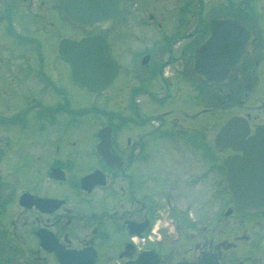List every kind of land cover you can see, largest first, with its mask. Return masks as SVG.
I'll return each mask as SVG.
<instances>
[{
    "label": "flooded vegetation",
    "instance_id": "obj_1",
    "mask_svg": "<svg viewBox=\"0 0 264 264\" xmlns=\"http://www.w3.org/2000/svg\"><path fill=\"white\" fill-rule=\"evenodd\" d=\"M134 1L126 0L121 22L101 31L115 30L107 37L119 71L100 105L89 107L74 97L70 64L59 54L62 40L87 33L68 23L57 0H0V264H264V213L239 211L226 184L224 162L241 153L218 151L216 134L201 132L194 49L205 9L200 0L177 4L171 32L150 14L149 24L180 33L183 44L167 43L165 58L153 57L161 46L143 49L123 68L116 55L132 32L120 26ZM249 1L253 10L243 15ZM243 2L237 14L232 0L213 10L240 15L252 33L241 67L256 96L246 95L245 111L231 117H245L253 135L264 124V0ZM90 115L98 120L92 139L84 131ZM103 130L109 162L99 154ZM202 137L208 155L198 151ZM54 169L66 181L54 180ZM93 173L103 183L84 190L81 179ZM72 175L69 190L56 188Z\"/></svg>",
    "mask_w": 264,
    "mask_h": 264
},
{
    "label": "water",
    "instance_id": "obj_2",
    "mask_svg": "<svg viewBox=\"0 0 264 264\" xmlns=\"http://www.w3.org/2000/svg\"><path fill=\"white\" fill-rule=\"evenodd\" d=\"M125 0H58L67 20L86 32L108 27L122 19ZM252 33L232 18H216L210 24V35L195 51L194 72L207 86L223 84L240 67L251 49ZM60 54L66 58L75 81L91 93H102L114 81L118 66L103 35L85 37L80 41L63 40ZM101 131L99 154L111 161L110 137ZM215 144L220 151L230 148L242 152L225 160L226 184L236 208L248 214L264 213V124L255 134L243 117L231 118L219 131ZM52 178L65 181L60 169ZM103 183L98 173L81 180L85 190ZM179 264H218L215 260L183 261Z\"/></svg>",
    "mask_w": 264,
    "mask_h": 264
},
{
    "label": "rangeland",
    "instance_id": "obj_3",
    "mask_svg": "<svg viewBox=\"0 0 264 264\" xmlns=\"http://www.w3.org/2000/svg\"><path fill=\"white\" fill-rule=\"evenodd\" d=\"M201 1L202 3L205 2L207 6L206 10L204 11L205 13H203L202 15V19H203L202 27H206L211 22V20H213L214 15H219V14L224 15L226 13V12H220L218 10H213L214 9L213 4L216 3L218 0H201ZM233 1H234V4L237 5L238 9L241 10L242 0H233ZM180 2L190 5L192 2H194V0H148V1L135 0L133 2L134 9H132L131 15L128 14L125 23L124 24L122 23V25L120 26L121 30L123 31V34L124 33L130 34V32H132L131 37L130 35H128V37H124V39L121 40V43L119 44L120 48L118 49L119 54L116 55V57L119 56L118 62L122 65L123 68H127L130 65V60L132 63L133 60L139 57L141 58L142 55L145 54L141 52L143 49H146V48L152 52V50L155 51L159 49V47L161 46L160 51L154 52L155 54L153 57L154 59L165 58V55H166L165 46L167 45V42L164 41V34L166 32V27L164 31L157 30L152 24H149V20H150L149 15L152 14L155 16V23H158V24L166 23L168 31L171 32L172 30L171 26L175 24V19H174L175 17H173V13L176 8V5L179 4ZM253 2L254 1H252L248 7H245L244 12H242L243 15H245V13L249 11V9L253 10L251 9ZM143 22H146V24H144ZM69 30H72V29L69 28ZM113 32H115V30H113L110 33H113ZM110 40L112 43L111 38ZM172 44L173 45L176 44L177 45L176 47H178L177 41L172 42ZM179 48L181 49L184 48V45H181ZM185 49H187L186 46H185ZM191 54H193V51ZM67 73L68 72H66V74ZM121 79L122 78L119 77L118 81H120ZM200 91H201V97H203L204 99L203 104L201 103L200 105L201 113L203 110H210L209 113H207L208 111H204V114L201 117V121H200L201 122V132H204L205 137H207L208 139H213L215 134L219 131L220 127L224 123H226L229 120V118H231V113H229L228 110L216 109L211 105L210 99L212 96L214 97V95L218 94L217 89L213 88V90H211L201 85ZM256 92H257V89L253 94L254 96H256ZM72 93L74 94V97H78L79 99L88 100L89 107H98L100 105V100L98 98V95H92L90 92L83 90V88L76 85L75 81H73ZM245 105L242 107V109L236 108V110L233 113H237V114L242 113L243 111H245L244 110ZM173 115L177 119H180L181 121L184 120L178 113L173 114ZM174 116H170V117H174ZM89 124H90L89 129L84 128V131L86 133H89V139H92V132L94 131L96 125L98 124V120L95 115L89 116ZM82 132L83 131H81V133ZM76 137L77 139H82L78 135ZM196 142L199 145L198 151L200 152V154L202 155L210 154L209 151L204 146V137H202L200 141L196 140ZM196 142L193 141L191 144L194 147H196ZM93 163H94V160H91L89 162V164H93ZM74 175L69 177V180L67 181V183L56 184L57 185L56 188L60 189L63 193L66 190H69L70 186H72L75 182V179L73 178ZM46 179L47 178L45 177V175H41L40 177L37 176L36 178V180L40 184H43L44 182H46ZM51 186H54V184L51 183ZM73 191L75 192V190Z\"/></svg>",
    "mask_w": 264,
    "mask_h": 264
},
{
    "label": "trees",
    "instance_id": "obj_4",
    "mask_svg": "<svg viewBox=\"0 0 264 264\" xmlns=\"http://www.w3.org/2000/svg\"><path fill=\"white\" fill-rule=\"evenodd\" d=\"M242 73V70H240ZM250 82H243L242 79H233L231 82L219 87L218 94L214 96L211 103L216 109H229L239 105L240 101L247 94ZM254 85V84H252Z\"/></svg>",
    "mask_w": 264,
    "mask_h": 264
}]
</instances>
